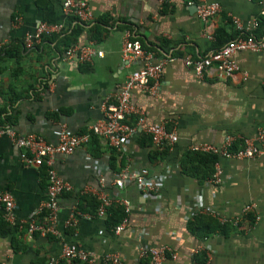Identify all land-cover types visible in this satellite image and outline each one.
Segmentation results:
<instances>
[{
    "label": "crops",
    "instance_id": "crops-1",
    "mask_svg": "<svg viewBox=\"0 0 264 264\" xmlns=\"http://www.w3.org/2000/svg\"><path fill=\"white\" fill-rule=\"evenodd\" d=\"M83 1L90 14L85 20L65 14L62 0H0V126L11 127L17 135H41L51 143L58 141L61 130L87 132L104 118L103 100L142 65L139 58H122L123 43L130 39L158 49L163 56L149 52L154 61H164L160 77L147 89L134 87L131 101L146 124L166 123L178 138L156 153L150 138L137 127L118 148L93 136L72 153L55 154L53 167L69 185L58 198L57 234L36 231L28 238L26 225L47 197L46 168L27 165L20 156L24 149L9 135H0V190L13 199L12 220L0 206V264H48L59 257L65 243L91 251L95 264L110 253L119 254L126 264H145L140 247L162 245L177 252L171 264H191L198 249L206 251V264H264V158L219 155L216 182L180 169V160L192 145H221L227 135L254 137L264 130V53L237 52L239 70L226 80L216 78L213 69L198 78L184 64L185 58L212 50L219 28L234 38L242 30L264 35V24H259L264 0H204L220 6L205 22L197 15L202 0ZM100 19L106 24L96 39L91 37V25ZM44 21L60 23L64 31L80 25L75 43L92 45L102 55L94 54L90 62L65 60L62 53L68 46L51 36L35 48H25L24 35ZM134 120L132 115L130 122ZM121 173H136L160 187L146 192L135 178L117 186L114 181ZM100 193L128 201V223L120 233L108 227L107 214H98ZM250 203L255 204L251 227L243 221L205 239L188 230V219L198 210L210 212L219 222L232 221L242 219L243 208ZM72 216L75 226L66 224ZM3 222L17 227L7 233ZM58 262L75 264L67 259Z\"/></svg>",
    "mask_w": 264,
    "mask_h": 264
},
{
    "label": "built area",
    "instance_id": "built-area-1",
    "mask_svg": "<svg viewBox=\"0 0 264 264\" xmlns=\"http://www.w3.org/2000/svg\"><path fill=\"white\" fill-rule=\"evenodd\" d=\"M62 8L65 14L85 20L90 17L88 4L83 0H62ZM220 11V6L215 3H206L202 0L197 5V15L202 21ZM264 13V12H263ZM238 28L242 30L241 24L236 17H233ZM257 23H253L255 28ZM64 31L62 24L41 22L34 31L27 32L23 38V45L27 49L35 48L45 37L52 34H59ZM240 51H250L255 53H264V36H256L252 31H241L239 35L228 41L218 49L210 51L208 54L195 59L185 58L184 64L190 68L198 78L208 75L213 69L218 79H228L239 70L234 55ZM102 55V51H96L92 45H79L72 43L62 53L63 58H75L79 62H90L93 55ZM122 58L130 61L134 58L142 60V65L132 71L125 79L119 89L112 96L106 97L101 105L104 118L92 123L87 132L70 134L66 130H61L56 143L48 142L43 136L37 134L17 135L16 132L8 126H0V135L7 134L14 143L24 149L21 153V159L34 167L45 166L47 174L46 199L33 211L26 229V236L31 238L34 232L39 231L43 235L57 234L54 225L58 209L59 196L69 188V185L63 181L53 167L52 159L55 154H69L76 148L88 144L93 136L103 138L110 147L118 148L122 142L131 136L137 127H140L150 138L156 148L172 144L177 140V134L173 129H169L166 123L146 124L145 118L131 101V91L134 87L147 89L154 79H158L163 68V60L154 61L152 52L145 51L138 40L126 39L122 47ZM135 116L134 123L130 122V117ZM235 144H239L235 147ZM193 151L215 153L226 158L244 159V158H264V130H260L254 137H237L227 135L221 145L211 143H202L192 145ZM215 167L217 163H215ZM220 170L216 167L215 172L210 178L212 181H218ZM135 178V182L146 192L156 191L159 183L145 179L136 173H121L114 181L117 186H122L125 181ZM103 180V179H101ZM124 205L126 213L128 212V201L126 199H113L106 193H100L98 214L105 216L107 208L116 201ZM0 206H3L8 220H12L13 199L10 193L0 190ZM255 208L254 203L246 204L243 208V216L252 212ZM200 212H206L201 211ZM210 213V212H207ZM44 214L43 220L38 218ZM240 218L233 219L234 224ZM222 222L226 221L221 219ZM76 220L72 216L66 221L69 226H75ZM128 223L127 216L124 217L114 231L120 233ZM199 251L196 250L195 252ZM140 255L148 259V264H171L177 258V252L169 245L158 247L143 246L140 247ZM59 259L79 260L86 264H95L96 257L91 251L81 248L75 243H65L62 245L59 257L50 259L48 264H57ZM101 264H126L117 253L106 254L101 258ZM191 264H198L193 262Z\"/></svg>",
    "mask_w": 264,
    "mask_h": 264
},
{
    "label": "trees",
    "instance_id": "trees-1",
    "mask_svg": "<svg viewBox=\"0 0 264 264\" xmlns=\"http://www.w3.org/2000/svg\"><path fill=\"white\" fill-rule=\"evenodd\" d=\"M186 1H189V0H186ZM190 1L197 2L198 0H190ZM72 19L79 20L76 17H72ZM80 24H85V23L81 21ZM102 24L103 25L106 24V21L104 19H100L99 21H96L94 24L91 25V28H92L91 37L96 38V39L100 37L101 30H102L100 26ZM259 24L261 25L264 24V18L260 19ZM80 32H81V26L78 25L77 27L72 28V30H69V27H68L65 31L59 34H52L51 37L58 39L65 45V47H67L77 41V36L79 35ZM261 36H264V35H261ZM47 37H50V36H47ZM233 38L234 37L230 36L224 28L217 29L214 33V39L211 45L212 50L220 48L221 46H223L224 44H226L228 41H230ZM142 47L146 51H152L156 55H162V53L158 49L154 47H150L143 42H142ZM237 145L238 144H235V147ZM160 148L161 147L156 149V153L163 152L161 151ZM218 157L219 155L215 153L187 150L180 160V169L189 175L197 176L200 180L210 179L215 171L214 165L215 163L218 162ZM97 206H98V202L95 204V207ZM106 214H107L106 221L108 222V227L113 228V229L115 228L117 224L120 223V221L124 217L127 216L125 207L122 204H116V205L112 204L111 206L107 208ZM243 221H245L249 227L253 226L254 221H255L254 212H248L242 217V219L238 220V222L234 224L233 220L219 222L210 213H203V212L197 211L188 219L187 227H188V230L192 234H194L196 237L200 239H205L206 237L210 236L212 233H215V232L224 233L225 227L229 225L238 226ZM1 225L5 227L7 233L14 232V229H16L17 227V225L14 226L6 222L1 223ZM25 229H27V225ZM46 235H50V234H46ZM144 259H146L145 264H148V259L147 258H144ZM71 261L75 262V264H86L84 262H81L75 259ZM192 261L198 264H206L208 261V255L206 251L204 249H200L199 251L194 252L192 254ZM57 264H59V262ZM105 264H111V263H105Z\"/></svg>",
    "mask_w": 264,
    "mask_h": 264
}]
</instances>
